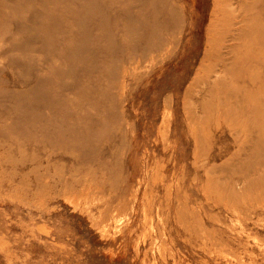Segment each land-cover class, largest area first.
<instances>
[{
    "label": "rangeland",
    "instance_id": "rangeland-1",
    "mask_svg": "<svg viewBox=\"0 0 264 264\" xmlns=\"http://www.w3.org/2000/svg\"><path fill=\"white\" fill-rule=\"evenodd\" d=\"M263 205L264 0H0V264H264Z\"/></svg>",
    "mask_w": 264,
    "mask_h": 264
},
{
    "label": "bare ground",
    "instance_id": "bare-ground-1",
    "mask_svg": "<svg viewBox=\"0 0 264 264\" xmlns=\"http://www.w3.org/2000/svg\"><path fill=\"white\" fill-rule=\"evenodd\" d=\"M209 109H210V108H209ZM209 111H210V110H209ZM209 114H210V113H209ZM257 205H258V204H257ZM254 206H255V204H254ZM263 206H264V205H263ZM263 206H262V207H263ZM263 209H264V208H263Z\"/></svg>",
    "mask_w": 264,
    "mask_h": 264
}]
</instances>
